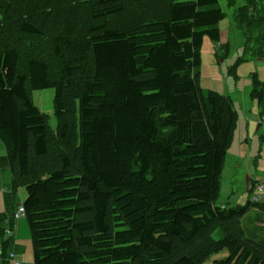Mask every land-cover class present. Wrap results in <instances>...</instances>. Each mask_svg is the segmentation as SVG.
<instances>
[{"label":"trees","instance_id":"1","mask_svg":"<svg viewBox=\"0 0 264 264\" xmlns=\"http://www.w3.org/2000/svg\"><path fill=\"white\" fill-rule=\"evenodd\" d=\"M243 2L241 55L264 58V0ZM225 19L217 0H0V142L33 264H264L241 226L264 203L217 205L239 117L197 71Z\"/></svg>","mask_w":264,"mask_h":264},{"label":"rangeland","instance_id":"2","mask_svg":"<svg viewBox=\"0 0 264 264\" xmlns=\"http://www.w3.org/2000/svg\"><path fill=\"white\" fill-rule=\"evenodd\" d=\"M217 1L218 6L226 16V19L219 25L220 30L224 32L222 41L227 40L228 43L215 46L208 40V38L204 40L200 52L201 66L197 71L199 86L202 90L212 91L221 96H229L234 104V108L243 120V123H250V121L255 122L254 120L257 116V104L250 99V92L252 89L251 82L250 84H245V80L252 76L250 75L252 70L251 60H254L255 63H257V60L250 52L241 55L243 52V39L239 30L235 29L233 25V15L235 10L242 7L244 2L243 0H232V7H229L228 0ZM262 4L264 6V2ZM228 47L229 53L227 55ZM239 59L241 62L236 66ZM262 64L263 65L261 66H264V63ZM53 98V89L37 90L32 93L34 105L38 107L42 113L48 116L51 127L55 128L56 122L53 117ZM259 118L262 119V117ZM255 129V124H251L248 139L251 142V148H254V145L257 143V150H259L261 145L259 137L261 136L262 128L258 133L255 132ZM253 134L255 135L256 140L252 137ZM231 166L232 159L229 158L226 162L225 174L221 177L222 188L217 201V205L221 207L225 206L226 208L243 206L246 203L247 197V194L242 195L236 189L233 192L229 191L231 188V182L229 181L228 172H231L229 170ZM254 184H258V182L255 181ZM14 213L15 211L11 215L13 221L18 222L20 220H25V217L16 219ZM4 232V240L9 241L10 236L6 231ZM214 238H221V233L219 231L216 232ZM0 251L1 261L4 256L7 255L3 254L1 248ZM225 258H227V252L223 251L219 254L212 255L204 264H213L214 261L224 260ZM7 261L9 262L8 259Z\"/></svg>","mask_w":264,"mask_h":264},{"label":"crops","instance_id":"3","mask_svg":"<svg viewBox=\"0 0 264 264\" xmlns=\"http://www.w3.org/2000/svg\"><path fill=\"white\" fill-rule=\"evenodd\" d=\"M223 34L224 32L221 31L220 44L225 45L228 41H222ZM256 60L257 63L251 60L252 70L250 75L252 73L256 74L260 81H264V66H261L264 63V58H256ZM245 84H250V77L246 78ZM238 117V127L232 146L226 155L222 175L225 174L227 160L231 158L232 166L229 169L231 172H228L229 181L231 182L229 191L233 192L236 189L242 195L247 194V202L249 190L254 182L264 180V144L260 145L259 150H257V143L254 145V148H251V142L248 139L249 128L251 124H255V132L258 133L262 128V135L264 133V118H259L258 110L255 122L243 123L239 114ZM252 137L256 140L254 134ZM11 183L12 175L7 167L4 146L0 142V248L4 255L14 253L20 264H33L32 244L28 224L26 220L15 222L11 218L15 207L23 204L26 192L24 188H20L15 194H12ZM241 226L248 239L264 245V211L252 208L242 218ZM4 231L11 233L9 241L4 240ZM7 259L8 257L4 256L0 264H10Z\"/></svg>","mask_w":264,"mask_h":264},{"label":"built area","instance_id":"4","mask_svg":"<svg viewBox=\"0 0 264 264\" xmlns=\"http://www.w3.org/2000/svg\"><path fill=\"white\" fill-rule=\"evenodd\" d=\"M258 184H254L251 188V201L253 203H259L263 204L264 203V180H259L257 181ZM257 186V187H256ZM15 218H23L25 217V212L22 204H19L16 209H15ZM7 234L10 236L11 233L7 232ZM1 254V251H0ZM8 260L10 264H20L18 260L16 259V256H14L13 253L7 254Z\"/></svg>","mask_w":264,"mask_h":264}]
</instances>
